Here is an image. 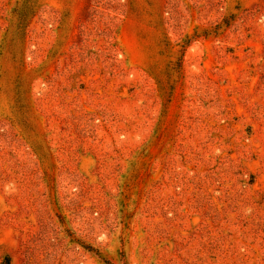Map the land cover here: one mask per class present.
Masks as SVG:
<instances>
[{
    "label": "rangeland",
    "instance_id": "obj_1",
    "mask_svg": "<svg viewBox=\"0 0 264 264\" xmlns=\"http://www.w3.org/2000/svg\"><path fill=\"white\" fill-rule=\"evenodd\" d=\"M0 264H264V0H0Z\"/></svg>",
    "mask_w": 264,
    "mask_h": 264
}]
</instances>
